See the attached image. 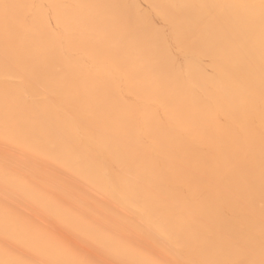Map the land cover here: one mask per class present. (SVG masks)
<instances>
[{
    "label": "bare ground",
    "instance_id": "obj_1",
    "mask_svg": "<svg viewBox=\"0 0 264 264\" xmlns=\"http://www.w3.org/2000/svg\"><path fill=\"white\" fill-rule=\"evenodd\" d=\"M0 264H264V0H0Z\"/></svg>",
    "mask_w": 264,
    "mask_h": 264
}]
</instances>
